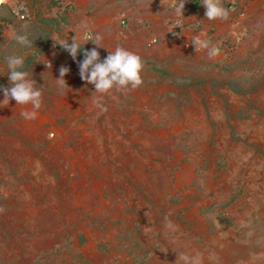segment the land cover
I'll list each match as a JSON object with an SVG mask.
<instances>
[{
    "label": "rangeland",
    "instance_id": "rangeland-1",
    "mask_svg": "<svg viewBox=\"0 0 264 264\" xmlns=\"http://www.w3.org/2000/svg\"><path fill=\"white\" fill-rule=\"evenodd\" d=\"M68 88L44 135L0 143V264H264V123Z\"/></svg>",
    "mask_w": 264,
    "mask_h": 264
},
{
    "label": "crops",
    "instance_id": "crops-1",
    "mask_svg": "<svg viewBox=\"0 0 264 264\" xmlns=\"http://www.w3.org/2000/svg\"><path fill=\"white\" fill-rule=\"evenodd\" d=\"M180 2L2 0L0 87L11 86L6 56H24L22 70L36 81V87L43 93V103L34 120L24 119L20 113L25 106L17 105L14 100L0 108V143L3 137H7L9 129L18 123L16 132L22 136L46 133L49 121L54 120L52 108H48L52 105L51 100L54 95L59 93L62 96L69 89L57 85L59 68H70L64 77L67 86L70 77L79 74L77 62L60 46L64 40L71 42L75 35L83 47L77 61L83 60V50L96 47L91 42L96 35L102 37L101 44L105 47L97 49L101 61L107 57L108 50L114 51L117 47L134 52L143 59L144 83L131 90V96L133 92L139 93L141 98L137 99L144 105L156 96L175 98L187 92L193 105L209 107L208 115L212 120L223 121L229 116L228 120L234 123H264V114L258 115L253 109L264 107V0H234L235 11H229L221 0L228 17L212 21L205 17L203 0H186L183 16L176 12ZM18 4L23 5L28 19L20 20L14 15L13 9ZM238 12L244 16L240 18ZM14 31L26 32L32 47L17 44L11 38ZM201 33L204 34L201 38L210 42V48L216 49L215 55L209 56L208 49L195 51L192 37ZM238 33L242 37L234 45L232 39ZM152 39L155 43L148 45ZM49 62L51 68L45 65ZM156 91L160 93L156 94ZM2 100L3 92L0 91ZM226 105L231 107L230 110H225ZM22 125L27 127L26 130L21 129ZM240 132L244 130L240 129ZM259 135L264 136L261 132ZM4 147L0 145V151H4ZM10 151L11 146L5 152Z\"/></svg>",
    "mask_w": 264,
    "mask_h": 264
},
{
    "label": "clouds",
    "instance_id": "clouds-1",
    "mask_svg": "<svg viewBox=\"0 0 264 264\" xmlns=\"http://www.w3.org/2000/svg\"><path fill=\"white\" fill-rule=\"evenodd\" d=\"M185 3L186 0H181L176 7L178 15L183 16ZM203 6L206 9L205 17L210 21L227 19L228 17V11L222 6L221 0H203ZM203 35L201 33L192 37L195 51L199 52L208 49L209 56L215 55L216 49L214 47L210 48V42L201 38ZM11 38L22 47H32V41L26 32L14 31L11 34ZM101 41L102 37L96 35L94 41H91L96 47L92 50H83L82 61H77V55L83 47H81L76 35L71 42L68 39L62 41L60 46L70 54L73 61L77 62L81 80L93 85L95 92L100 94V96L94 98V105L102 111H107V108L101 103L102 98L108 95L114 97L117 93H124L141 87L144 83L142 73L145 64L138 54L123 47H117L114 51L106 48L108 55L101 61L100 52L97 50L98 48H105L102 46ZM5 59L11 86L0 87V91L3 92L0 108L8 106L14 100L17 105L25 106L20 113L21 116L26 120H34L37 118L38 110L42 106L43 93L36 87V81L29 77V73L22 70L24 67V56L8 55ZM45 65L51 68L50 62ZM69 72L70 68L66 66L59 68V79H56L59 88H68L64 77ZM27 106H31V108L28 109ZM0 211H3V209H0ZM183 259L186 264H200L198 256L191 258L184 256Z\"/></svg>",
    "mask_w": 264,
    "mask_h": 264
},
{
    "label": "built area",
    "instance_id": "built-area-1",
    "mask_svg": "<svg viewBox=\"0 0 264 264\" xmlns=\"http://www.w3.org/2000/svg\"><path fill=\"white\" fill-rule=\"evenodd\" d=\"M225 2L226 4V8L229 11H235L236 10V5L234 0H222ZM13 13L14 15H16L18 17V19L20 20H26L28 19V15L23 7V5H16V7L13 9ZM237 15L242 18L244 16V14L242 12H238ZM242 37V34L239 35V33L237 35H235V37L232 39V43L235 45L238 43V41L240 40V38ZM155 43V40H150V42L148 43V45Z\"/></svg>",
    "mask_w": 264,
    "mask_h": 264
},
{
    "label": "bare ground",
    "instance_id": "bare-ground-1",
    "mask_svg": "<svg viewBox=\"0 0 264 264\" xmlns=\"http://www.w3.org/2000/svg\"><path fill=\"white\" fill-rule=\"evenodd\" d=\"M2 0H0V2H1Z\"/></svg>",
    "mask_w": 264,
    "mask_h": 264
}]
</instances>
